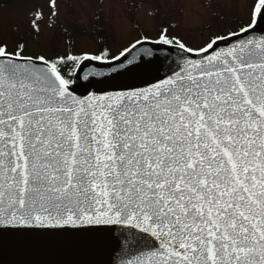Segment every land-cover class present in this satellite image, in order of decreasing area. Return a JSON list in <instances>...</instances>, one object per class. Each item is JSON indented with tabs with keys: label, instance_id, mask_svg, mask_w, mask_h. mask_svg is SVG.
I'll use <instances>...</instances> for the list:
<instances>
[{
	"label": "snow or ice",
	"instance_id": "1",
	"mask_svg": "<svg viewBox=\"0 0 264 264\" xmlns=\"http://www.w3.org/2000/svg\"><path fill=\"white\" fill-rule=\"evenodd\" d=\"M261 25L253 0L249 22L198 48L165 29L155 43L183 50L176 69L83 95L80 81L134 73L154 53L129 58L137 40L48 59L0 38V227H118L120 264H264ZM87 61L109 71L81 75Z\"/></svg>",
	"mask_w": 264,
	"mask_h": 264
},
{
	"label": "rangeland",
	"instance_id": "2",
	"mask_svg": "<svg viewBox=\"0 0 264 264\" xmlns=\"http://www.w3.org/2000/svg\"><path fill=\"white\" fill-rule=\"evenodd\" d=\"M252 3L253 0H57L58 14L52 16L49 0H0V38L9 50L22 43L25 55L48 59L67 53H89L88 50L99 52L102 43L109 56L115 55L130 42L144 37L159 39L165 29L169 39L175 37L193 48L205 43L213 33L236 31L249 22ZM37 12L43 14L38 32L30 27ZM111 15L120 24L117 35L112 29L117 22L110 21ZM119 30L123 31L120 36ZM90 31L96 42L85 44L83 35Z\"/></svg>",
	"mask_w": 264,
	"mask_h": 264
},
{
	"label": "water",
	"instance_id": "3",
	"mask_svg": "<svg viewBox=\"0 0 264 264\" xmlns=\"http://www.w3.org/2000/svg\"><path fill=\"white\" fill-rule=\"evenodd\" d=\"M256 34H260V29H257ZM140 40L142 43L131 50L129 58L135 56L139 59L143 50L150 49L154 56L143 58L151 59L152 63L143 64L136 72L116 76L115 79L91 77L90 84L82 80L80 83L86 85V88H80L78 94L97 90L114 91L123 86L143 87L164 78L183 59V50L176 43L165 45L155 43L157 40ZM135 42L127 48L131 49ZM109 67L103 61H87L80 74L85 75L90 70L107 73ZM118 240H123L118 227L111 232L70 226L0 227V264H120L123 254Z\"/></svg>",
	"mask_w": 264,
	"mask_h": 264
},
{
	"label": "flooded vegetation",
	"instance_id": "4",
	"mask_svg": "<svg viewBox=\"0 0 264 264\" xmlns=\"http://www.w3.org/2000/svg\"><path fill=\"white\" fill-rule=\"evenodd\" d=\"M177 20H178V19H177ZM110 21H111V22H114L115 24H116V22H117V24L115 25V27H112V29H113V33H114L115 35H117V32H116V30H117V25H118L119 28H120V24H118V21H117L115 18H113L112 15L110 16ZM119 22H121V21H119ZM178 23H179V22H178ZM93 25L96 26L95 22H93ZM121 27H122V25H121ZM122 30H123V29H122ZM91 32H92V31H90L88 34L83 35V36H84V43H85V44H88V43L93 42V41L96 42V40H95V38L92 36ZM94 32H95V31H94ZM119 32H120L119 36H120L121 34H123V31L121 32V31L119 30ZM226 33H227V31H226V32H220V31H218V32H216V33H213L211 36H213V35H218V34H226ZM130 43H131V42H130ZM130 43H129V44H130ZM129 44H128V45H129ZM203 44H204V43H203ZM203 44H201L199 47L203 46ZM100 45H101V50H100L99 52H93V51L88 50V49H86V50H88L89 52H91V53H93V54H100V53L104 52L105 50H107V53L109 52L105 44L102 43V44H100ZM126 46H127V45H126ZM126 46H125V47H126ZM194 48H198V47H194ZM84 50H85V49H84ZM67 54H69V53H67ZM107 55L109 56V54H107ZM109 57H110V56H109Z\"/></svg>",
	"mask_w": 264,
	"mask_h": 264
},
{
	"label": "trees",
	"instance_id": "5",
	"mask_svg": "<svg viewBox=\"0 0 264 264\" xmlns=\"http://www.w3.org/2000/svg\"><path fill=\"white\" fill-rule=\"evenodd\" d=\"M10 51H11V49H10Z\"/></svg>",
	"mask_w": 264,
	"mask_h": 264
}]
</instances>
